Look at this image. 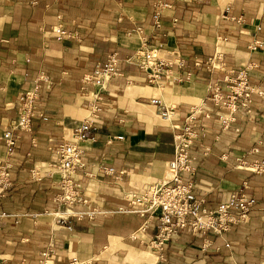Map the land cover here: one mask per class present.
<instances>
[{
  "label": "crops",
  "instance_id": "obj_1",
  "mask_svg": "<svg viewBox=\"0 0 264 264\" xmlns=\"http://www.w3.org/2000/svg\"><path fill=\"white\" fill-rule=\"evenodd\" d=\"M56 24L76 37L54 39ZM143 39L163 57L185 59L191 78L163 89L150 85L126 61ZM255 40L264 43V0H0V158L1 133L16 117L18 95L38 72L53 82L41 88L30 129L17 132L9 158L11 185L0 199L8 214L0 217V264H38L50 246L51 264H264V173L247 168L264 160V44L251 51ZM112 53L120 74L102 87L84 86L82 76ZM218 54L226 72L193 64ZM247 65L248 82L261 93L227 129L214 114L207 119L190 154L194 191L206 207L243 191L256 200L248 220L222 236L182 229L158 253L149 247L155 218L141 231L145 217L119 211L127 208L122 194L165 175L190 109L212 106L209 83ZM162 106L171 107L167 119ZM85 119L94 122L88 132L94 140L83 144L72 179L93 207L109 213L77 219L69 213L88 208L59 201L62 177L54 152ZM110 167L113 172L106 171Z\"/></svg>",
  "mask_w": 264,
  "mask_h": 264
},
{
  "label": "built area",
  "instance_id": "obj_2",
  "mask_svg": "<svg viewBox=\"0 0 264 264\" xmlns=\"http://www.w3.org/2000/svg\"><path fill=\"white\" fill-rule=\"evenodd\" d=\"M63 1V0H57ZM166 5V4H165ZM159 11L155 12L154 20L158 23ZM259 29V28H258ZM140 31V28H137ZM54 39L61 41L75 38L74 32L68 31L61 24L51 28ZM263 41L255 40L249 45L251 51L263 47ZM127 62L137 65L145 74L147 82L163 89L167 84H180L191 78V73L185 71L186 60L166 58L158 54L154 45L143 39L134 53L127 57ZM119 58L115 53L109 54L104 62L99 63L92 73L85 74L81 78L84 86L92 84L95 88L102 87L109 78L119 75ZM193 64L212 71H227V66L221 56L214 55L204 61L195 59ZM251 65L229 70L234 72L231 77L216 78L208 85V101L212 106L205 104L194 106L190 109L181 125L180 132L175 136L173 143V157L168 161L165 175L151 182L146 188L136 192H123L122 199L127 203V208H120V212L136 213L145 217L143 231L148 219L155 218V233L149 242L150 249L161 253L168 242L182 229H187L195 235L211 233L216 236L224 235L233 225L247 222L250 210L256 200L248 197L243 191L230 193L217 206L208 208L205 200L198 197L194 191V175L196 167L193 164L194 157L190 149L194 145L197 136L205 129L206 120L213 114L216 116L222 129H227L235 120L239 111L250 110L252 95L261 93L258 87L248 82V70ZM51 78L38 72L32 84L18 95L17 114L9 127L1 133L4 141L5 158H0V199L5 196L11 185L10 161L18 142V131H28L31 119L36 114V104L43 86L52 85ZM152 103L159 104L158 99H151ZM171 107L162 106L160 115L169 118ZM94 122L85 119L77 124L68 141H62L55 149L54 167L60 172L61 188L63 195L58 199L62 205H81L88 208L84 212H73L69 215L80 219L92 218L95 215H106V210L95 208L91 205L88 196L79 190V186L73 182L72 175L82 165L84 143L93 141L94 137L88 132L94 129ZM249 170L264 173V160L254 161L247 166ZM107 172H113V168H107ZM187 176V177H186ZM8 214L0 209V217ZM66 218L60 220L64 223ZM69 229L71 226H67ZM136 237V233L132 234ZM52 246L41 252L38 264H51ZM161 257V255H160ZM76 260L73 259V263Z\"/></svg>",
  "mask_w": 264,
  "mask_h": 264
}]
</instances>
